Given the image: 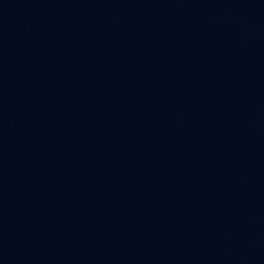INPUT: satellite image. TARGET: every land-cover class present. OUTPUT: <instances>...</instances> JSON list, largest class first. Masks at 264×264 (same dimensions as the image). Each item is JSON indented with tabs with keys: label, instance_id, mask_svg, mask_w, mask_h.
Segmentation results:
<instances>
[{
	"label": "water",
	"instance_id": "95a60500",
	"mask_svg": "<svg viewBox=\"0 0 264 264\" xmlns=\"http://www.w3.org/2000/svg\"><path fill=\"white\" fill-rule=\"evenodd\" d=\"M0 264H264V0H0Z\"/></svg>",
	"mask_w": 264,
	"mask_h": 264
}]
</instances>
